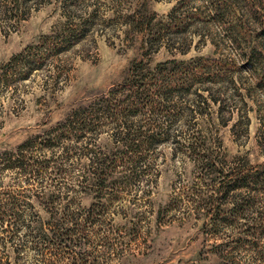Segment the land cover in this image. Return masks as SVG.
I'll return each mask as SVG.
<instances>
[{"label":"rangeland","instance_id":"374dc122","mask_svg":"<svg viewBox=\"0 0 264 264\" xmlns=\"http://www.w3.org/2000/svg\"><path fill=\"white\" fill-rule=\"evenodd\" d=\"M233 1L238 11H222L226 0H0V264H46L36 230L51 195L61 210H95L77 249L85 264H264L251 247L264 234V81L241 56L258 25ZM78 28L72 44L54 39ZM172 61L200 64L183 80L190 91L120 112L136 65ZM139 131L153 143L131 166L125 138ZM107 158L102 187L94 171ZM238 168L262 171L260 184L223 197Z\"/></svg>","mask_w":264,"mask_h":264},{"label":"trees","instance_id":"16d2710c","mask_svg":"<svg viewBox=\"0 0 264 264\" xmlns=\"http://www.w3.org/2000/svg\"><path fill=\"white\" fill-rule=\"evenodd\" d=\"M245 1L248 9L247 12L253 17V19L255 20V24L258 25L256 33L258 41L257 44L253 46L251 50H249V52H247V47L243 48V53L241 54V56L247 61L246 64L250 70H256V72H258L259 74L261 72L262 77L260 79L261 81H264V0ZM233 2V0H226L227 4L226 6L221 8L222 11L225 10L229 12V9L231 7H234L235 11H238L237 8L239 7L234 6ZM213 9H215V7ZM171 18L172 20L176 19L173 14ZM153 20L154 18L151 17L149 23H151ZM135 23L136 22H133V24ZM82 31V28H78L77 30L73 31L69 30L64 31L63 33L60 32V34H56L54 39L57 40V43L59 45H66V43L70 42L72 44L74 42V40L72 41L73 38H75V40L80 39V33H83ZM17 56L15 58H17ZM170 63L172 64V66H168ZM199 67H201L199 63L187 65L183 62L176 61L160 63L155 69L149 68L146 64L136 65L133 68L132 76L123 84L122 88L125 92H127V98L125 99L123 105H120V112L126 111L133 113L134 115L139 113L141 114V112L145 108L152 107V109L154 110L158 107V105L156 104V99L154 98L155 96L156 98L157 96L161 98H168L169 94H172V91L180 92L183 89H185V91H190V87L184 88L183 80H191L192 76L190 72H194L195 69L197 71ZM181 74H183L184 76L186 75L187 77L183 78L181 77ZM196 75H198V73ZM104 100L105 102H107V107H110L113 100L110 98H104ZM76 117V122H79L80 124L81 119H79L77 113ZM125 122L126 126L128 125L127 127L129 128V126H131L129 125V119ZM84 124H86V121H84ZM84 127L85 126L82 124L81 131L84 129ZM129 135L125 138L127 153L131 152L133 149L136 150L132 151L133 153L131 152V156H128V162L131 166H133V164L139 161V159L141 158L139 154L140 149L147 144H152L153 142L150 137H147L146 140H139L144 136L143 132L141 131L137 132L136 134ZM32 141L33 140H29L28 142L31 143ZM28 142L21 145L20 149H23L24 146H28ZM94 159L95 158H93V160ZM14 161H16L17 163L13 162V166H19L20 168L25 167L24 161L21 162L20 158H15ZM98 162L100 164V167L96 171H94V174L96 175L95 177L98 184L103 187L110 179L111 163L114 161H110L107 158ZM205 167H208L210 171H216V166L213 162H207L205 164ZM223 176H225V178L222 182H220V187L217 190L221 192L223 197H228L233 191L244 188L249 189L252 188L251 185L253 184H260L262 171L253 172L249 169L238 168L237 170H232ZM49 197L51 203L49 210L52 217L50 218V220H48L47 227L45 225H41L39 228H37L38 230H36V234H38L37 236L39 238L37 243H41L42 245V247L40 248V254L43 256L44 262H46V264H60L63 263L62 260L70 259V264H85L86 260L84 259L88 256L84 255V252L78 251L77 249L82 248L81 244H86L85 242H82L87 238L85 234H89V232L91 231L90 228L96 224L95 210L93 208L86 210L84 207H80L79 205H77V210H72L71 206H67L65 208H62L61 210L59 209V207L56 208V196L51 195ZM13 199L17 200L16 197H14ZM251 202L252 200L246 201L244 202V204H240L239 207H243L244 209L247 206H252L253 204ZM8 204L9 205H7V207L11 206L14 211L16 209H20L22 211L23 209L17 201H13L11 203L9 202ZM21 211L18 212L19 218L22 214ZM217 212H220L219 206H217ZM57 215L60 216L59 219H56ZM213 219L215 222H220L217 215L213 217ZM261 227L264 228V226ZM50 233L53 234L50 235ZM252 236L255 237L256 241L251 244V247L254 248L256 254H258L257 256L262 260L264 259V249H258H260L259 242L264 238V234H256V236L255 234H252ZM239 240L242 241L241 238ZM245 244L246 243H243L242 245ZM108 245L112 247L111 244ZM49 254L51 257L48 259L47 255ZM67 254L69 256H66Z\"/></svg>","mask_w":264,"mask_h":264}]
</instances>
